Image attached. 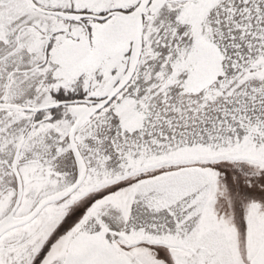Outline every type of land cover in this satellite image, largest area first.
<instances>
[{"label":"snow or ice","instance_id":"1","mask_svg":"<svg viewBox=\"0 0 264 264\" xmlns=\"http://www.w3.org/2000/svg\"><path fill=\"white\" fill-rule=\"evenodd\" d=\"M0 264H264V0H0Z\"/></svg>","mask_w":264,"mask_h":264}]
</instances>
